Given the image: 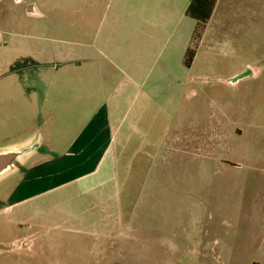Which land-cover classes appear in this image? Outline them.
<instances>
[{"label":"rangeland","instance_id":"1","mask_svg":"<svg viewBox=\"0 0 264 264\" xmlns=\"http://www.w3.org/2000/svg\"><path fill=\"white\" fill-rule=\"evenodd\" d=\"M191 2L5 0L0 70L9 61L28 95L15 108L36 111L0 146L39 128L49 151L0 179V264H264V0H219L202 45L192 41ZM32 5L39 15L27 13ZM98 111L146 142L122 163L132 227L104 243L22 219L21 207L5 211L26 169L63 148L48 140L73 139ZM68 189L25 207L58 222L68 195L78 210Z\"/></svg>","mask_w":264,"mask_h":264},{"label":"crops","instance_id":"2","mask_svg":"<svg viewBox=\"0 0 264 264\" xmlns=\"http://www.w3.org/2000/svg\"><path fill=\"white\" fill-rule=\"evenodd\" d=\"M4 2L5 0H0V10L4 6ZM218 4L219 0H192L186 15L194 25L192 41L194 43L197 41V45L204 43L209 25L216 16ZM27 13L31 16L39 15L37 8L33 5L28 7ZM224 17L225 12H223ZM8 22L5 20L4 15L0 16V65L1 67L4 66V69L7 64L4 50V29ZM199 25H202V30L200 37L195 39ZM146 42H149V38ZM224 44L221 41L217 45ZM7 69L8 72L0 70V140L14 139L13 135L20 133V128H23L18 127V124L28 128L27 124H22L23 120L35 115L36 111L32 110V106L28 102L23 105L19 104V107L15 108L16 104L19 103L18 99L20 101L21 99L24 100L28 95L25 94L26 91L21 92V89H18L19 85L23 83H20L21 78L18 80V75L12 72L9 61ZM120 72L128 76L123 68H120ZM12 87H16L17 92L11 90ZM12 91L14 99L17 100L13 102V109L10 106ZM14 109H19V112L17 110L12 111ZM119 112V109L114 107V110L108 113V117L111 119ZM102 114V111H98L96 116L93 117L94 120L88 126L83 125L73 139L48 140L49 146L63 148L53 152V154L46 155L40 164L35 163L26 169L16 184L17 186L13 189L14 191L10 197L11 204L5 208V211L21 207L20 215L22 219L28 218L35 221L39 226H46L51 229L60 228L70 233L91 237L99 242L108 243L116 240L118 236H123L120 231L124 227L127 231L128 226L132 227L133 217L127 218L124 212L128 190L121 181L123 178L126 179V173L122 172V163L128 157L129 147L140 142L143 145L146 142L144 140L135 142L131 133L126 132L124 134L122 132L123 125L121 123H114L113 119L110 121L102 120ZM9 123H15L14 127L8 125ZM11 136L12 138H9ZM46 147L47 140H43L39 128H35L33 134L23 138L21 136L18 141L0 146V155L10 152L20 153L18 164L14 169L21 171L24 170L26 163L30 162L39 153L44 152L46 154L49 151ZM8 174L5 176H8ZM56 176H65L66 178L55 184L56 179L54 177ZM65 186L67 189L69 188L68 193H75L76 191L78 210L72 209L73 201H75L74 195H66L68 197L66 201L67 208L64 211V217L60 221L56 222L54 218L45 219L42 216L44 211L35 210L31 205L29 209H26V205L34 202L42 195L55 192L57 189L65 188ZM123 238L126 237L119 239ZM125 240L126 242L130 241L134 247L133 242L137 238L129 236ZM141 241L143 244L145 243V246L149 245V242ZM173 247L176 250L177 246ZM196 252L199 254L198 249ZM218 254L222 256L220 253ZM199 255L206 256L203 252Z\"/></svg>","mask_w":264,"mask_h":264},{"label":"water","instance_id":"3","mask_svg":"<svg viewBox=\"0 0 264 264\" xmlns=\"http://www.w3.org/2000/svg\"><path fill=\"white\" fill-rule=\"evenodd\" d=\"M248 75H252L251 71L247 73ZM20 158V153L18 152H10L3 153L0 155V173L3 172L9 165L14 163L16 160Z\"/></svg>","mask_w":264,"mask_h":264},{"label":"trees","instance_id":"4","mask_svg":"<svg viewBox=\"0 0 264 264\" xmlns=\"http://www.w3.org/2000/svg\"><path fill=\"white\" fill-rule=\"evenodd\" d=\"M202 30V25H199V27L197 28L196 34H195V39H198L200 37V33ZM196 56V50L194 48H188L186 55H185V59H184V64L189 68L191 67L194 59Z\"/></svg>","mask_w":264,"mask_h":264},{"label":"bare ground","instance_id":"5","mask_svg":"<svg viewBox=\"0 0 264 264\" xmlns=\"http://www.w3.org/2000/svg\"><path fill=\"white\" fill-rule=\"evenodd\" d=\"M17 161L16 160L14 163H12L11 165H9L3 172L0 173V179L5 176L6 174L12 172L15 168V166L17 165Z\"/></svg>","mask_w":264,"mask_h":264}]
</instances>
